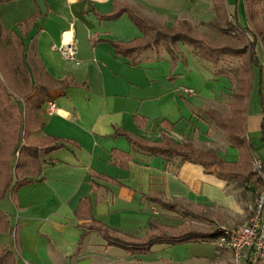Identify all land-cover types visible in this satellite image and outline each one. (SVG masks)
I'll return each instance as SVG.
<instances>
[{
	"label": "crops",
	"instance_id": "1",
	"mask_svg": "<svg viewBox=\"0 0 264 264\" xmlns=\"http://www.w3.org/2000/svg\"><path fill=\"white\" fill-rule=\"evenodd\" d=\"M146 1L0 3L2 29L24 37L30 74L38 63L51 79L72 83L65 91L51 92L50 101L59 113H49L46 102L32 119L26 142L39 143L51 136L76 144L41 155L42 180L21 187L13 198L8 194L0 203L11 230H15L14 238L11 232L0 233V246L12 249L17 264H217L224 259L223 253L232 264L228 251L216 248L212 256H204L191 251L189 244L153 246L152 257L129 255L109 246L94 226L99 223L134 239L143 238L151 222L171 229V213L151 202L150 196L225 217L226 223L217 228H232L235 221L227 215L239 213L236 192L229 189V180L219 176L216 166L205 171L198 163L151 156L131 147L123 137H112L115 130H123L147 144L159 145L166 135L175 146L190 144L194 149L208 150L226 165H240L237 149L225 135L218 138L208 116L202 113L216 110L225 101L228 109L234 106L229 81L220 88L221 77L214 74L210 63L182 46L178 47L182 55L174 64L164 52L146 51L133 66L117 56L109 44L141 37L125 15L114 20L98 18L110 14L117 3L131 7L147 22L167 28L179 27L183 21L159 20L145 8ZM226 8L235 13L230 0H226ZM37 10L40 17L24 36L19 25ZM242 10L245 27H249L245 2ZM63 45L74 46L73 60L61 57L58 49ZM256 51L262 64L258 46ZM257 79L258 71L254 70L252 86ZM182 88L193 90L194 95L184 94ZM260 112L258 118L262 119ZM261 130L260 122V132L252 131V135L260 136V142L256 147L251 144L256 157L264 162ZM243 132L251 139L246 128ZM113 150L129 154L127 169L112 163ZM238 171L244 173L245 169ZM91 172L109 180L96 179L98 188L93 189ZM88 198L93 220L85 211L76 216L81 202Z\"/></svg>",
	"mask_w": 264,
	"mask_h": 264
},
{
	"label": "trees",
	"instance_id": "2",
	"mask_svg": "<svg viewBox=\"0 0 264 264\" xmlns=\"http://www.w3.org/2000/svg\"><path fill=\"white\" fill-rule=\"evenodd\" d=\"M10 1L13 0H0V3ZM244 2L249 27H242L238 23L236 14H230L227 11L226 0H211V9L216 21L199 23V26L209 31L236 41L237 46L211 44L204 38L198 37L194 28L186 21H182L179 27L170 28L147 22L131 7L119 3L114 4V9L110 14L97 16L100 20H114L125 15L141 33L140 38L129 42H110L117 56L137 66L144 52L152 51L155 54L164 52L174 64L182 55L177 46L180 43L189 47L191 54L195 57L210 63L217 77L229 81L231 98L238 105L243 103L249 95L253 72L257 70L258 96L262 115L261 143L264 146V65L261 64L257 55L256 48L259 39L252 25L264 12V0H244ZM39 17L40 12L37 10L19 25V29L24 30V36L27 29ZM23 38L16 32L6 33L0 24V203L8 194L13 198L21 187L42 180L41 155L76 146L73 141L51 136L43 137L39 143L26 142L31 130L30 123L41 107L46 102H51V92L65 91L72 86V83L66 80L51 79L38 63L35 64L33 73L30 74L26 63L27 51ZM8 51L12 52L11 56L7 55ZM225 58H240L241 63L237 67L223 68L221 63L225 61ZM173 64L171 73L174 70ZM6 80L10 82L11 87L8 86ZM236 111L240 114L244 113V109L236 108ZM202 113L209 116L207 112ZM222 128L228 143L238 151L240 165H226L210 152L199 154L190 144L175 146L166 135L163 136V141L159 145L147 144L123 130H115L112 137H123L131 147L151 156L198 163L204 167L205 171L216 166L221 178L239 182L255 193L262 187V182L257 173L251 170L252 159L258 158L254 154L250 139L242 132L243 118L238 120L236 128L229 125H224ZM111 161L116 167L127 169L131 157L127 153L113 150ZM262 164L264 165V162ZM238 168L245 169V172L240 173ZM96 179L109 180L91 172L90 183L93 189L98 188ZM255 195L258 196L256 193ZM149 200L162 210L170 213L178 212L175 203L165 202L155 196H150ZM84 211L87 212V218L93 220L89 198L81 202L76 216L80 217L79 214ZM94 226L109 246L118 247L129 255H146L155 245L174 247L183 244L213 242L222 232L217 228L206 234L193 231L177 235L166 234L164 232L166 228L155 221L149 223V232L143 238L134 239L124 237L99 223H94ZM10 232L9 218L0 210V233L9 234ZM0 264H17V258L12 249L0 246Z\"/></svg>",
	"mask_w": 264,
	"mask_h": 264
},
{
	"label": "rangeland",
	"instance_id": "3",
	"mask_svg": "<svg viewBox=\"0 0 264 264\" xmlns=\"http://www.w3.org/2000/svg\"><path fill=\"white\" fill-rule=\"evenodd\" d=\"M232 3L234 6V12L236 14L238 23L242 27H245L246 20L242 10V8L244 7V0H230V4ZM145 8L148 9L161 21H169V23H173L176 20H183L188 22L194 28L195 34L198 37L204 38L211 44L237 46L236 41L230 40L226 37H222L215 32L209 31L206 28L199 26V23L215 22L216 18L214 12L211 9V0H148L145 3ZM263 14L264 12H262V14L260 15L259 20L253 23L252 25L254 26V30H256L255 33L257 34L259 39L258 51L262 59V64L264 65V55L262 54V50L264 49V18L262 17ZM177 46L182 47L184 45L179 43L177 44ZM8 52L9 53L7 55L11 56L12 52ZM240 63V58H225V61L221 63V66L223 68H233L239 66ZM28 64L30 63L28 62ZM31 72H33L32 69ZM219 81L221 83L220 88L223 87V83H227L228 85V80L225 78H221ZM6 83L9 87H11L9 81L6 80ZM257 84L258 80L257 82H254L253 86H251L249 95L246 97V100L240 105L233 102L234 106L228 109V101H225L221 103V106L216 110H209V116L207 115L208 117L206 118L210 121L213 129L217 131L216 135L218 136V138H225V131L222 126L229 125L233 128H236L238 120L241 118V114L238 113L236 109H234L238 108L244 109L243 128H246V133L251 135V143L254 147L259 144L260 136L252 135V131L260 132L261 122V118H258L261 108ZM195 151L199 154H204L208 152V150L203 149H195ZM229 185V189L234 190V192H236V199L239 205L238 214L230 213L229 215H227L229 217V220L232 219L233 221H235L233 226L235 227L245 223L251 217L252 213L248 209V207L249 205H251L250 207H252L255 204V200L257 197L254 191H252V189H250L248 186H242L239 182L229 180ZM176 210L178 212L171 213L172 216L169 220L170 224L173 225V227H171V229L164 230V232L167 231L165 232L166 234L177 235L179 233L189 231L206 234L214 229H217L218 226L226 223L224 221L225 217L214 215L209 211H206L205 209H196L195 207H190L187 205H178ZM226 228L229 227L226 226ZM189 245L191 246V251H196L197 254H202L204 256H209L211 253H215L217 248L215 242L211 241L191 243ZM147 255L152 257L153 255H155V253L150 252L147 253ZM210 256H212V254ZM223 256L224 259L219 260L217 264H230L227 255L223 253Z\"/></svg>",
	"mask_w": 264,
	"mask_h": 264
},
{
	"label": "built area",
	"instance_id": "4",
	"mask_svg": "<svg viewBox=\"0 0 264 264\" xmlns=\"http://www.w3.org/2000/svg\"><path fill=\"white\" fill-rule=\"evenodd\" d=\"M58 52L63 59L73 60L75 48L73 45H63ZM181 91L188 96L194 95L189 88H182ZM47 111L59 113L52 102L47 103ZM251 168L262 182L261 189L255 191L258 195L255 204L249 208L251 217L233 228L219 227L222 232L214 240L218 249L230 252L232 264H264V165L259 159H252ZM11 236L14 238L15 230H11Z\"/></svg>",
	"mask_w": 264,
	"mask_h": 264
}]
</instances>
